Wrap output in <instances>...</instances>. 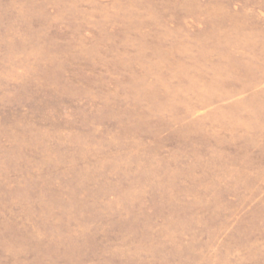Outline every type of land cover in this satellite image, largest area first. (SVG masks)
<instances>
[{
  "label": "rangeland",
  "instance_id": "1",
  "mask_svg": "<svg viewBox=\"0 0 264 264\" xmlns=\"http://www.w3.org/2000/svg\"><path fill=\"white\" fill-rule=\"evenodd\" d=\"M0 264H264V0H0Z\"/></svg>",
  "mask_w": 264,
  "mask_h": 264
}]
</instances>
